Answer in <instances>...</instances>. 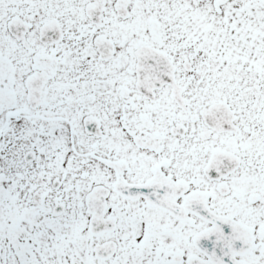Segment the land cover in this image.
I'll list each match as a JSON object with an SVG mask.
<instances>
[{
    "label": "snow or ice",
    "instance_id": "snow-or-ice-1",
    "mask_svg": "<svg viewBox=\"0 0 264 264\" xmlns=\"http://www.w3.org/2000/svg\"><path fill=\"white\" fill-rule=\"evenodd\" d=\"M0 264H264V0H0Z\"/></svg>",
    "mask_w": 264,
    "mask_h": 264
}]
</instances>
